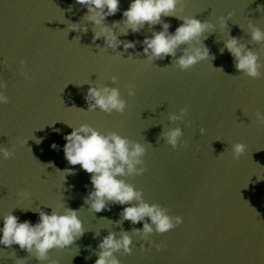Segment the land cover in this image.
Wrapping results in <instances>:
<instances>
[{
  "label": "water",
  "instance_id": "water-1",
  "mask_svg": "<svg viewBox=\"0 0 264 264\" xmlns=\"http://www.w3.org/2000/svg\"><path fill=\"white\" fill-rule=\"evenodd\" d=\"M129 2L120 0V10L105 23L121 21ZM178 9V15L216 24L201 37L209 59L188 69L172 57L149 61L144 55L140 42L159 24L119 36L137 41L135 49H112L103 38L93 41L95 26L76 0H0V81L9 97L0 104V146L14 153L0 156V218L13 211L35 222L32 209L51 212L50 206L62 204L79 210L84 235L50 251L57 264H94L100 240L122 231L133 234V244L130 254L116 253L121 264H264V120L258 115L264 113V42L253 41L247 27L252 22L264 29V0H182ZM229 13L221 30L219 18ZM163 21L170 22V32L182 23L171 16ZM70 23L87 24L88 31L72 30ZM122 28L120 23L115 30ZM230 35L259 54L261 76L238 71L227 49L220 51ZM90 84L118 87L126 110L88 111ZM184 107L181 119L169 118ZM82 123L146 144L145 171L124 178L183 222L144 240L133 231L142 222L122 219L123 205L109 202L110 210L92 211L84 202L91 174L70 165L63 152L69 124ZM173 127L183 130L177 148L161 135ZM237 142L246 145L239 157L232 149ZM68 168L74 174L65 176L61 171ZM17 259L47 264L19 245L0 244V264Z\"/></svg>",
  "mask_w": 264,
  "mask_h": 264
},
{
  "label": "clouds",
  "instance_id": "clouds-1",
  "mask_svg": "<svg viewBox=\"0 0 264 264\" xmlns=\"http://www.w3.org/2000/svg\"><path fill=\"white\" fill-rule=\"evenodd\" d=\"M76 3L87 9L84 20L95 26L93 41L103 38L105 45L117 49L123 45V49H135L137 41L121 40L120 35L139 32L147 25L159 24L160 30H153L150 36L143 39V53L149 61L172 57L173 63L180 69H188L201 60L209 59V49L201 42V37L206 32L215 30L216 24L209 20H200L196 16L178 15V5L182 0H130L129 6L123 11L121 21L111 25L105 23L108 16L115 15L120 10V0H76ZM228 18H219V27L225 29ZM175 17L182 23L170 32V22L163 21L162 17ZM123 28L118 34L115 28L120 24ZM248 31L251 39L257 43L264 42V29L249 22ZM69 28L87 32V24L70 23ZM184 47L181 54L177 55L178 49ZM227 49L234 59L235 68L243 74L256 78L262 75L259 54L247 47L236 36L224 41L221 52ZM23 63V62H22ZM113 76V82L116 81ZM6 84L0 81V104L8 102L9 97L3 89ZM128 94L134 95V85H129ZM88 103V111L97 108L106 112L113 111L123 113L127 108V101L122 97L118 87L107 85L100 87L90 84L85 95ZM188 111L187 107L180 109V116L173 113L169 118L173 121L181 119ZM264 120V113L258 114ZM70 133L64 135L66 143L63 145L65 159L72 166L79 164L81 169L90 175L91 189L88 191L84 202L94 212L110 210L109 202L123 205L120 215L123 220H129L133 224L143 223L142 228L133 230L136 235L144 240L154 231L165 233L183 222L180 215H170L169 210L157 203H149L144 199L141 189L136 188L124 177L141 175L145 171L144 159L146 144L131 140L116 131L101 132L90 124L82 123L73 127ZM204 129H201V133ZM165 142L173 148L180 146L183 141V130L179 127L168 128L162 132ZM52 149H58L55 142ZM233 153L239 157L246 150V145L240 142L232 146ZM13 151L0 146V156L8 159ZM66 174H74L73 168L61 171ZM24 198L29 193H23ZM51 207V212L42 209H32L38 213V219L33 222L29 219L21 220L13 211L0 218V244L11 247L19 245L20 249L32 254L38 261L47 264H57L55 259L50 258L53 249L68 248L78 238L84 235L85 228L79 216V210L67 207L65 204ZM62 209V210H61ZM154 243V242H153ZM133 234L122 231L119 235L108 232L99 242L97 259L94 264H121L116 253H131ZM157 249L161 245H156ZM13 255H15L13 253ZM24 259L15 260V264H23Z\"/></svg>",
  "mask_w": 264,
  "mask_h": 264
}]
</instances>
